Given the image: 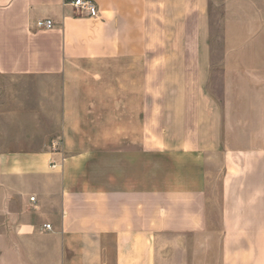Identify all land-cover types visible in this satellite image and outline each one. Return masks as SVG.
I'll return each mask as SVG.
<instances>
[{
    "label": "crops",
    "instance_id": "crops-1",
    "mask_svg": "<svg viewBox=\"0 0 264 264\" xmlns=\"http://www.w3.org/2000/svg\"><path fill=\"white\" fill-rule=\"evenodd\" d=\"M73 1L0 0V264H264V0H225L220 99L209 0Z\"/></svg>",
    "mask_w": 264,
    "mask_h": 264
},
{
    "label": "rangeland",
    "instance_id": "rangeland-1",
    "mask_svg": "<svg viewBox=\"0 0 264 264\" xmlns=\"http://www.w3.org/2000/svg\"><path fill=\"white\" fill-rule=\"evenodd\" d=\"M232 5V4H231ZM230 5L231 9L239 7L237 2ZM232 11V10H231ZM226 14L225 0H209L208 18H209V42H210V53L213 61L214 77L210 82H201V87H208L212 94L220 99L221 81L217 78V72H219L221 56L223 53L222 40H223V29ZM207 85V86H206ZM28 88V87H26ZM23 84L18 78H9L0 75V117L3 116V112L6 111H21L20 105L22 99ZM12 131L13 129L21 128V124L17 121L14 125H7ZM0 128H5L4 123H0ZM2 131V130H1ZM11 131V132H12ZM247 133L250 134L251 132ZM9 137H4L0 134V152L20 149L28 147L22 144H15ZM246 147H249L248 145ZM222 159L221 154L216 153L209 163V212L211 216V238L213 245L215 244L220 226L218 219L220 216L221 208V178H222ZM1 216V215H0ZM215 239V240H214ZM214 254L213 262L217 260V248H212Z\"/></svg>",
    "mask_w": 264,
    "mask_h": 264
},
{
    "label": "built area",
    "instance_id": "built-area-1",
    "mask_svg": "<svg viewBox=\"0 0 264 264\" xmlns=\"http://www.w3.org/2000/svg\"><path fill=\"white\" fill-rule=\"evenodd\" d=\"M72 5L86 13L90 18L98 17V9L94 2L91 0H74ZM35 27L40 31H47L53 29V23L50 20H39L35 23ZM55 167V166H53ZM34 198H30V201L33 202ZM45 230H50L49 225L44 226Z\"/></svg>",
    "mask_w": 264,
    "mask_h": 264
}]
</instances>
